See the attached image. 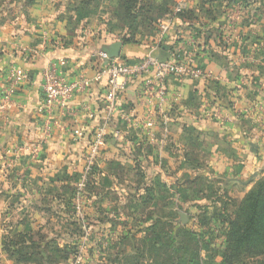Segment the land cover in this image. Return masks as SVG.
Wrapping results in <instances>:
<instances>
[{"label":"crops","instance_id":"obj_1","mask_svg":"<svg viewBox=\"0 0 264 264\" xmlns=\"http://www.w3.org/2000/svg\"><path fill=\"white\" fill-rule=\"evenodd\" d=\"M178 1L0 0V93L8 100L0 110V264H17L9 242L71 239V198L83 176L90 177L85 197L92 221L114 226L120 240L141 224V206L180 209L189 203L188 189L202 197L223 185L240 200L262 175L264 0H184L183 15L173 16L159 41L158 24ZM114 43L128 60L148 52L166 60L175 48L204 76L166 83L149 139L116 118L111 129L120 137L107 138L87 172L85 135L101 118L103 83L47 116L36 111L42 72L52 62L68 82L91 78L94 53ZM15 69L26 79H14ZM141 83L131 81L121 103L133 117L142 115ZM85 107L97 112L95 121H86ZM81 120L84 137L73 140V122Z\"/></svg>","mask_w":264,"mask_h":264},{"label":"rangeland","instance_id":"obj_2","mask_svg":"<svg viewBox=\"0 0 264 264\" xmlns=\"http://www.w3.org/2000/svg\"><path fill=\"white\" fill-rule=\"evenodd\" d=\"M135 37L131 36V40ZM263 178L264 171L253 181L250 190ZM85 192L84 187L78 210H74L71 198V239L64 237V242L48 246L52 253L44 254L41 259L36 254L30 256V251L22 254L25 256L22 264H177L184 260L186 264H219L216 257L222 255L223 236L228 229L226 221L234 218L248 193L238 200L239 192L226 185L220 187L219 194L205 193L202 197H195V191L188 189L189 203L183 208L173 205L168 211L160 205L154 210L141 206L138 211L141 224L127 228L130 233L117 240L118 229L99 227L92 221ZM196 257L198 260L193 262ZM236 264H264V256Z\"/></svg>","mask_w":264,"mask_h":264},{"label":"built area","instance_id":"obj_3","mask_svg":"<svg viewBox=\"0 0 264 264\" xmlns=\"http://www.w3.org/2000/svg\"><path fill=\"white\" fill-rule=\"evenodd\" d=\"M184 0H179L173 8V13L166 21L158 24L159 41L165 36L169 22L173 16L182 12ZM93 76L78 75L70 82L59 75L57 65L48 62L42 72V96L37 107V113L47 116L56 111L69 109V102L74 94H88V90L95 84L103 83L102 115L93 130L86 134V148L84 162L87 172L96 164L103 150L107 138L117 140L120 132L111 129L116 118L125 127H134L135 136L139 139H149L157 125L156 117L160 115L166 100V83L169 80L182 82L183 80H198L204 76L199 68L183 61L178 57V51L173 48L170 57L166 60L157 59L152 52H148L140 59L128 60L110 58L106 50H99L93 55ZM16 80H24L26 76L19 69L12 71ZM141 80V87L137 92L142 115L133 117L122 110V101L125 100L128 85L131 81ZM0 110L7 108L8 100L4 93H0ZM86 121H95L97 112L88 107L84 108ZM71 138L79 140L84 137L83 126L85 120L73 122ZM86 177L83 176L76 184L73 194L74 210L79 209L82 189L85 187Z\"/></svg>","mask_w":264,"mask_h":264},{"label":"trees","instance_id":"obj_4","mask_svg":"<svg viewBox=\"0 0 264 264\" xmlns=\"http://www.w3.org/2000/svg\"><path fill=\"white\" fill-rule=\"evenodd\" d=\"M182 15L180 13L178 17L181 18ZM94 168L95 166L92 169L94 170ZM89 179L90 177L86 180L85 188L89 186ZM226 222L228 229L223 236L224 240L220 251L222 264H236L243 259L264 256V178L242 199L234 218ZM24 243L25 241L17 243L12 241L7 245L14 253H19L10 254L11 256L16 255L17 264L24 263L25 256H21L23 249L27 248V251L32 252L30 256L36 254L41 259L44 254L52 253L49 247L56 244L51 241ZM197 260L196 257L193 262ZM183 263L186 264V261L184 260ZM183 263L179 261L177 264Z\"/></svg>","mask_w":264,"mask_h":264},{"label":"water","instance_id":"obj_5","mask_svg":"<svg viewBox=\"0 0 264 264\" xmlns=\"http://www.w3.org/2000/svg\"><path fill=\"white\" fill-rule=\"evenodd\" d=\"M120 49H121V44L120 43H114L110 46V49L106 50V51H107L108 56L110 58H119L120 57ZM180 217L184 218L183 215H180Z\"/></svg>","mask_w":264,"mask_h":264}]
</instances>
